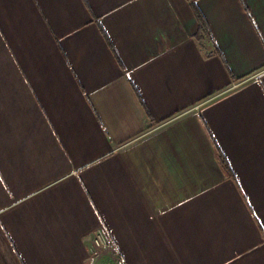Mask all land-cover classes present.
Segmentation results:
<instances>
[{"label": "crops", "instance_id": "1", "mask_svg": "<svg viewBox=\"0 0 264 264\" xmlns=\"http://www.w3.org/2000/svg\"><path fill=\"white\" fill-rule=\"evenodd\" d=\"M197 4L0 0V264H264V0Z\"/></svg>", "mask_w": 264, "mask_h": 264}, {"label": "trees", "instance_id": "2", "mask_svg": "<svg viewBox=\"0 0 264 264\" xmlns=\"http://www.w3.org/2000/svg\"><path fill=\"white\" fill-rule=\"evenodd\" d=\"M190 2H191V5H192V7H193V9H194V11H195V13H196V15H197V18H198V20H199V25H200V27H199V31H198V33L196 34L195 37H197V39L200 41V44H201V46H202V41H203L205 35H211V36H212L211 29H210L209 23L207 22V19H206L205 15L203 14V12H202V11L200 10V8L198 7L197 0H190ZM98 20H99V19H98ZM108 39H109V37H108ZM110 43H111V42H110ZM111 45H112L113 49L115 50L114 45H113V44H111ZM217 52H218V53H221L220 50H219L218 48H217ZM115 53H116V50H115ZM116 54H117V53H116ZM210 55H211V54H209V56H210ZM117 56H118V55H117ZM119 59H120V58H119ZM131 82H132L133 88H134V90H135V92H136L138 98L140 99V101H141L143 107L145 108V110L147 111L149 117H150L152 120H154L153 115H152V113H151L149 107L147 106V103H146L145 100L143 99V96L141 95V93H140L138 87L136 86V84H135L133 81H131ZM214 142H215L216 149H217V152H218V154H219V158H220V160H221L222 165L225 167L226 170H227L228 168H231L230 162H229V160H228L226 154L223 152L222 148H221L220 145L217 143V141L215 140ZM230 175H231V177H233V179H235V180L237 181V176H236V174H235V172H234L233 170H232V173H230ZM237 182H238V181H237ZM239 186H240V185H239ZM245 197H246V196H245Z\"/></svg>", "mask_w": 264, "mask_h": 264}, {"label": "built area", "instance_id": "3", "mask_svg": "<svg viewBox=\"0 0 264 264\" xmlns=\"http://www.w3.org/2000/svg\"><path fill=\"white\" fill-rule=\"evenodd\" d=\"M95 244L100 247H106L111 245V240L109 237L106 236L105 230L98 229L95 232V237H94Z\"/></svg>", "mask_w": 264, "mask_h": 264}]
</instances>
